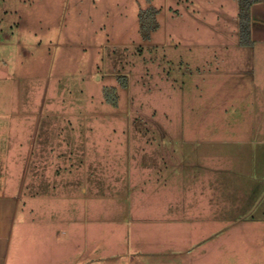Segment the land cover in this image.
I'll return each mask as SVG.
<instances>
[{
    "label": "rangeland",
    "instance_id": "rangeland-1",
    "mask_svg": "<svg viewBox=\"0 0 264 264\" xmlns=\"http://www.w3.org/2000/svg\"><path fill=\"white\" fill-rule=\"evenodd\" d=\"M247 38L237 0H0L11 172L53 194L51 264H264V32Z\"/></svg>",
    "mask_w": 264,
    "mask_h": 264
},
{
    "label": "crops",
    "instance_id": "crops-1",
    "mask_svg": "<svg viewBox=\"0 0 264 264\" xmlns=\"http://www.w3.org/2000/svg\"><path fill=\"white\" fill-rule=\"evenodd\" d=\"M252 31L255 35L264 32V3L252 6L251 35ZM4 112L0 108V264H51L50 251H56L58 243L49 233L51 217L47 216L44 222L42 209L48 207L43 204L47 203L44 199L53 194L32 192L25 185L26 179L21 185L12 175L13 163L20 161L10 154V129L8 122H4Z\"/></svg>",
    "mask_w": 264,
    "mask_h": 264
},
{
    "label": "trees",
    "instance_id": "trees-1",
    "mask_svg": "<svg viewBox=\"0 0 264 264\" xmlns=\"http://www.w3.org/2000/svg\"><path fill=\"white\" fill-rule=\"evenodd\" d=\"M238 3V18L240 21L241 32L250 39V29L252 20V6L255 3H264V0H237ZM141 11V31L145 39H149L151 31L157 28L155 9ZM247 38V39H248Z\"/></svg>",
    "mask_w": 264,
    "mask_h": 264
}]
</instances>
